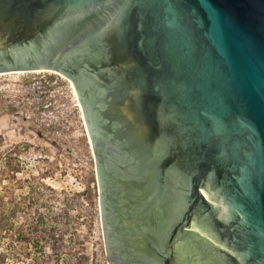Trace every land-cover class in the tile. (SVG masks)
I'll return each mask as SVG.
<instances>
[{"label": "water", "instance_id": "water-1", "mask_svg": "<svg viewBox=\"0 0 264 264\" xmlns=\"http://www.w3.org/2000/svg\"><path fill=\"white\" fill-rule=\"evenodd\" d=\"M35 70L75 89L108 264L88 70L112 74L106 116L140 162L157 228L166 202V227L149 231L170 263L264 264V0H0V73Z\"/></svg>", "mask_w": 264, "mask_h": 264}, {"label": "rangeland", "instance_id": "rangeland-1", "mask_svg": "<svg viewBox=\"0 0 264 264\" xmlns=\"http://www.w3.org/2000/svg\"><path fill=\"white\" fill-rule=\"evenodd\" d=\"M22 72L0 76V214L15 208L10 222L22 223L27 214L16 206L29 199L45 214L67 210L73 264H108L95 160L78 100L64 76ZM13 243L0 227V264H30L24 255L20 261L4 255Z\"/></svg>", "mask_w": 264, "mask_h": 264}, {"label": "flooded vegetation", "instance_id": "flooded-vegetation-1", "mask_svg": "<svg viewBox=\"0 0 264 264\" xmlns=\"http://www.w3.org/2000/svg\"><path fill=\"white\" fill-rule=\"evenodd\" d=\"M85 75L91 77L85 98L97 110L94 111L100 132L97 155L103 179L107 239L113 264H172L166 255L167 237L149 231L152 227L157 231L160 229L158 232L161 233L166 227V202L164 200L161 204V226L157 228L155 212L158 211L152 207L151 193L148 196L145 193L147 184L141 183L140 162L130 149L128 140L118 135L122 124L108 120L106 116V111L111 110L112 99L107 90L111 87L112 74L106 70L102 76L94 78L88 70Z\"/></svg>", "mask_w": 264, "mask_h": 264}, {"label": "trees", "instance_id": "trees-1", "mask_svg": "<svg viewBox=\"0 0 264 264\" xmlns=\"http://www.w3.org/2000/svg\"><path fill=\"white\" fill-rule=\"evenodd\" d=\"M28 201L24 206L21 202L16 206V211L27 214L22 223L10 222L15 208L10 209V216L0 214V227L14 240L4 255L15 261H20V256L24 255L25 259H30V264H73L74 260L68 253L71 240L64 224V219L69 216L67 210L45 214L39 211L34 200ZM46 248L51 254L45 253Z\"/></svg>", "mask_w": 264, "mask_h": 264}, {"label": "bare ground", "instance_id": "bare-ground-1", "mask_svg": "<svg viewBox=\"0 0 264 264\" xmlns=\"http://www.w3.org/2000/svg\"><path fill=\"white\" fill-rule=\"evenodd\" d=\"M29 72H31V73H40V72H50V73H53V74H55V73H57V72H54V71H50V70H35V71H29ZM23 72L22 71H13V72H8V73H0V76H4V75H14V74H22ZM57 74H59V73H57ZM61 75V74H60ZM62 76V75H61ZM67 80V79H66ZM67 82H69V84H70V86H71V88L73 89V92H74V95H75V97H76V93H75V89H74V87H73V84L69 81V80H67ZM77 98V97H76ZM78 106H79V109H80V112H81V107H80V105L78 104ZM82 113V112H81ZM82 115V114H81ZM88 137V136H87ZM90 143V142H89Z\"/></svg>", "mask_w": 264, "mask_h": 264}, {"label": "built area", "instance_id": "built-area-1", "mask_svg": "<svg viewBox=\"0 0 264 264\" xmlns=\"http://www.w3.org/2000/svg\"><path fill=\"white\" fill-rule=\"evenodd\" d=\"M68 80V79H67ZM82 112V111H81ZM82 118H83V116H82ZM84 121V120H83ZM85 125V124H84Z\"/></svg>", "mask_w": 264, "mask_h": 264}]
</instances>
